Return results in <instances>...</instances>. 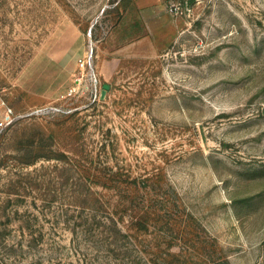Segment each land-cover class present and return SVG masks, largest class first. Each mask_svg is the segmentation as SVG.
<instances>
[{"label":"rangeland","instance_id":"obj_1","mask_svg":"<svg viewBox=\"0 0 264 264\" xmlns=\"http://www.w3.org/2000/svg\"><path fill=\"white\" fill-rule=\"evenodd\" d=\"M0 96L1 155L71 158L0 170V264H264V0H0ZM131 181L150 229L112 252L86 201Z\"/></svg>","mask_w":264,"mask_h":264},{"label":"trees","instance_id":"obj_2","mask_svg":"<svg viewBox=\"0 0 264 264\" xmlns=\"http://www.w3.org/2000/svg\"><path fill=\"white\" fill-rule=\"evenodd\" d=\"M18 122V121H17ZM16 122V123H17ZM19 123V122H18ZM22 137H26L22 135ZM43 138V136L41 137ZM47 139L53 140L52 136H48ZM37 137H33L31 141L23 145L25 147V152L18 153V155H1L0 154V170L1 169H11L10 164L14 162L19 167L35 165L40 159L43 160H57L63 162L64 164L70 165V159L67 153L59 152L58 155L54 151H49L47 153H41L39 149L35 155H31L37 147L41 145ZM24 149H21V151ZM24 153V154H23ZM16 175L12 181L8 184L9 195L17 196L16 200H24L25 195L23 193L33 192L34 188L37 187V183L29 182L27 177L29 174L22 173L19 169H14ZM110 189L117 190L121 194L120 201L111 204L108 200L101 197H96L91 193L90 199H87V208H91L94 218L91 224L89 232L93 231V226L101 227L99 232L101 233V240L105 241L106 248L109 251L116 252L119 250L118 243L121 239H131L129 233L123 232L119 227V222L128 220L130 222L131 228L136 231V233L143 234L147 233L150 229V184L143 182L140 184L138 181H131L128 183L127 187H122L120 184L109 185ZM125 189V190H124ZM122 192V193H121ZM11 201V199H10ZM103 210L107 217L106 219H98V214ZM162 218V217H161ZM161 220V219H160ZM95 229V228H94ZM31 232V231H30ZM91 234V233H90ZM2 236V235H1ZM31 242L33 241L36 245L39 242L38 237L34 233H30ZM31 244V243H30ZM146 252H149L148 250ZM214 264H230L227 259L218 258Z\"/></svg>","mask_w":264,"mask_h":264},{"label":"built area","instance_id":"obj_3","mask_svg":"<svg viewBox=\"0 0 264 264\" xmlns=\"http://www.w3.org/2000/svg\"><path fill=\"white\" fill-rule=\"evenodd\" d=\"M91 60H92V55H90L87 59L80 61V67L81 70L84 71L91 67ZM96 82V90L95 92V97L98 98L99 96V83L97 79L95 78ZM76 90L72 89L69 93V96H72L75 94ZM93 92V94H94ZM96 98V99H97ZM53 111L55 112H62L63 110L60 108H54ZM21 118L20 115H17L12 107H10L5 100L0 96V132L5 130L7 127L10 125L14 124Z\"/></svg>","mask_w":264,"mask_h":264},{"label":"water","instance_id":"obj_4","mask_svg":"<svg viewBox=\"0 0 264 264\" xmlns=\"http://www.w3.org/2000/svg\"><path fill=\"white\" fill-rule=\"evenodd\" d=\"M110 88L109 85L105 84L103 89V96L105 95L106 91Z\"/></svg>","mask_w":264,"mask_h":264}]
</instances>
